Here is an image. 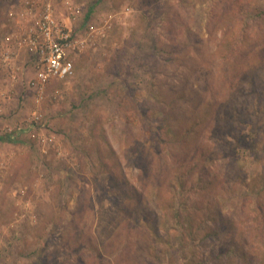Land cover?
<instances>
[{"label":"rangeland","instance_id":"374dc122","mask_svg":"<svg viewBox=\"0 0 264 264\" xmlns=\"http://www.w3.org/2000/svg\"><path fill=\"white\" fill-rule=\"evenodd\" d=\"M26 1L0 0V136L14 139L0 140V264H155L145 228L163 221L172 175L153 160L158 148L167 158L157 147L164 119L200 121L187 147L215 152L209 171L218 183L193 200L219 202L240 225L252 264H264L252 191L264 186V0H69L82 9L79 36L107 20L111 29L42 96L17 44L30 22ZM54 2L66 17L64 0ZM140 209L147 218H137ZM223 244L209 239L197 251L210 258Z\"/></svg>","mask_w":264,"mask_h":264},{"label":"trees","instance_id":"16d2710c","mask_svg":"<svg viewBox=\"0 0 264 264\" xmlns=\"http://www.w3.org/2000/svg\"><path fill=\"white\" fill-rule=\"evenodd\" d=\"M257 87L258 84L255 83L253 95L257 93ZM240 111H236L238 116H241ZM229 119L232 121V118ZM199 124L200 121L192 123V127H185L180 124H170L169 120L164 119L163 125L159 128L162 133V144L157 147L167 149V158L160 156L158 148L153 154V160H162L163 168L168 172L167 175L169 172L172 175L168 182L166 195L162 199L165 204L160 208V213L164 217L163 221L156 220L152 224H148V228H145L144 225H141V227L138 224L140 230L144 227L150 231V235L146 232L148 244L144 249L152 251V249L156 250L158 248L157 251L160 254H157L156 251L155 256H153L154 260H156V262L154 261L155 264H162L164 258L159 255L164 257L167 252H171L172 256L177 259H183L186 264H210L211 262L214 264H230L231 262L232 264H252L254 260L252 250H246V246L242 242L240 225L236 221L228 219L229 217L224 213L220 203L216 202L217 206L215 209V204L213 208L210 207L213 204L209 203V200L204 202L193 200L194 195L196 198L200 194L198 192L202 191V193L206 194L216 187L217 185L215 186V184L218 183L217 176L212 175L211 170L209 171L210 164L212 162L217 163L215 152L209 150L208 147L205 149L203 147L204 144H201L202 148L187 147V143L189 144L188 140L195 137V127ZM0 140L14 141L11 135L0 136ZM148 173H151L150 166L142 170L141 177L145 184L150 176ZM162 174L163 170H161V176ZM159 181L160 179H158ZM223 182H221V185L224 184ZM222 188L224 192L227 191L224 186ZM153 190L160 193L156 188ZM252 191L255 193L256 199H258L254 213L258 217L256 219L262 223L264 212L261 211L260 205L263 202L264 186L253 185ZM159 198H161V194H159ZM242 201L245 203L243 196ZM200 211L202 215L204 211V215L207 218H197ZM141 212L142 214L140 212L139 215L135 214V217L137 215V218H140L138 216L142 215L143 219L147 218L145 211L141 210ZM132 222L137 224L138 220ZM202 223L207 226L203 227ZM173 225L176 228H173ZM205 230L207 232H204ZM174 232L178 234L173 236L172 233ZM227 237L229 239H226ZM218 238L219 240L225 239L226 244L213 249L210 258H206L201 252H198L199 249H203L204 243L209 241V239L216 241ZM195 241L197 245L194 244ZM141 244L139 242L138 245L140 246Z\"/></svg>","mask_w":264,"mask_h":264},{"label":"built area","instance_id":"2783aa9c","mask_svg":"<svg viewBox=\"0 0 264 264\" xmlns=\"http://www.w3.org/2000/svg\"><path fill=\"white\" fill-rule=\"evenodd\" d=\"M66 17L59 13L54 0H27L22 16L30 18L23 35L17 36L19 49H24L34 58L35 78L31 85L42 96L52 81L63 80L74 74L75 58L97 46V40L105 37L111 29L110 20L104 27H90L84 36H79L74 27L82 9L69 0H64ZM3 65L9 66V52L3 57ZM39 101V100H38ZM38 120L39 117L35 116ZM36 121L26 128L18 127L15 135L34 128Z\"/></svg>","mask_w":264,"mask_h":264},{"label":"crops","instance_id":"0c3cea01","mask_svg":"<svg viewBox=\"0 0 264 264\" xmlns=\"http://www.w3.org/2000/svg\"><path fill=\"white\" fill-rule=\"evenodd\" d=\"M29 55V54H28ZM29 64H27V62L25 63V65H27V68H30V69H33L34 71H35V69H34V58H32L30 55H29ZM77 58H75V60H76ZM74 73H75V71H74ZM74 75V74H73ZM34 76H36V74L34 73ZM33 76V77H34Z\"/></svg>","mask_w":264,"mask_h":264}]
</instances>
